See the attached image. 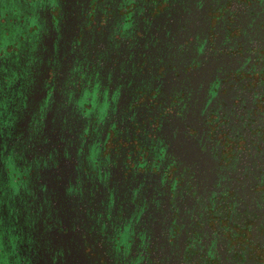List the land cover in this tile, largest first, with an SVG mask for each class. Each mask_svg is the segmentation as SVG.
I'll return each instance as SVG.
<instances>
[{
    "label": "flooded vegetation",
    "instance_id": "obj_1",
    "mask_svg": "<svg viewBox=\"0 0 264 264\" xmlns=\"http://www.w3.org/2000/svg\"><path fill=\"white\" fill-rule=\"evenodd\" d=\"M0 264H264V0H0Z\"/></svg>",
    "mask_w": 264,
    "mask_h": 264
}]
</instances>
